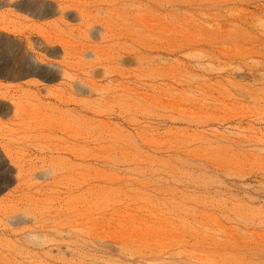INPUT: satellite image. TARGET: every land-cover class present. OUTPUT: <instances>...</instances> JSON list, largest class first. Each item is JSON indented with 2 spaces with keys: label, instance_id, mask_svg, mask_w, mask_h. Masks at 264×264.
<instances>
[{
  "label": "rangeland",
  "instance_id": "rangeland-1",
  "mask_svg": "<svg viewBox=\"0 0 264 264\" xmlns=\"http://www.w3.org/2000/svg\"><path fill=\"white\" fill-rule=\"evenodd\" d=\"M0 264H264V0H1Z\"/></svg>",
  "mask_w": 264,
  "mask_h": 264
},
{
  "label": "crops",
  "instance_id": "crops-1",
  "mask_svg": "<svg viewBox=\"0 0 264 264\" xmlns=\"http://www.w3.org/2000/svg\"><path fill=\"white\" fill-rule=\"evenodd\" d=\"M6 8H7V4L1 3V0H0V12H1V10H4ZM11 29H12L11 25L5 26V25H3V23L0 22V33L11 32Z\"/></svg>",
  "mask_w": 264,
  "mask_h": 264
}]
</instances>
